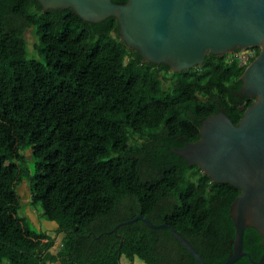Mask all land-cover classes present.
<instances>
[{"label":"trees","instance_id":"trees-1","mask_svg":"<svg viewBox=\"0 0 264 264\" xmlns=\"http://www.w3.org/2000/svg\"><path fill=\"white\" fill-rule=\"evenodd\" d=\"M30 29L41 60L29 57ZM235 54L174 73L129 49L114 17L95 24L38 0H0V264H198L166 228L136 221L113 233L139 215L179 232L207 264H224L241 191L172 149L199 141L203 121L221 112L238 125L254 103L239 94L248 66ZM29 162L30 206L63 234L55 254V239L18 216ZM244 252L264 254L254 228Z\"/></svg>","mask_w":264,"mask_h":264},{"label":"water","instance_id":"water-1","mask_svg":"<svg viewBox=\"0 0 264 264\" xmlns=\"http://www.w3.org/2000/svg\"><path fill=\"white\" fill-rule=\"evenodd\" d=\"M44 11L72 9L84 21H118L119 35L145 63L165 64L174 73L201 67L209 55L222 57L247 48L260 55L242 76V97L255 99L238 125L224 112L203 121L201 139L172 149L190 166L199 167L215 183L241 191L231 206L236 227L234 252L224 264L246 256L247 228L256 229L264 247V0H38ZM143 221L152 229H168L198 264H207L192 244L167 224L155 225L143 216L118 225ZM99 238V237H97Z\"/></svg>","mask_w":264,"mask_h":264},{"label":"rangeland","instance_id":"rangeland-1","mask_svg":"<svg viewBox=\"0 0 264 264\" xmlns=\"http://www.w3.org/2000/svg\"><path fill=\"white\" fill-rule=\"evenodd\" d=\"M26 39H27V42H28L29 57L30 58H35L37 60H41V58L38 55V53L36 54V47L39 44V38H38V35H37L35 29H30V30L27 31V33H26ZM233 54H235V57H236L239 54V51H236V52H234L232 54H229V55H233ZM29 156H30V154L28 153V157ZM27 168L29 169L30 176L27 178V181L26 182H23L18 187V192L21 195V198L23 200V202H22L23 208L18 213V216L21 219L24 227L27 230H29L30 232H32V233H36L37 232L38 233V232L41 231L40 228H42L46 232L47 228L45 227V220L43 219V216H42L43 211H42L41 206H35V207H33L34 210L37 213L35 217H36V222L38 224H36L33 221V219L27 213V206L25 204H28L27 197H28V193L30 192L29 185L31 183L32 178L35 175L34 163L33 162H29L27 164ZM54 232L55 231L48 230V233L46 232V234L50 238H54L55 237V233H56V232L55 233ZM61 242L62 241L59 240L58 243L56 244V241H55V244H54L53 248L51 249V251H53L54 254L59 250V248L61 246ZM4 264H9V263L7 261H5ZM50 264H60V263L59 262H56V263H50ZM121 264H130V261L125 260V259H122ZM134 264H145V263L143 261L139 260V259H136Z\"/></svg>","mask_w":264,"mask_h":264},{"label":"crops","instance_id":"crops-1","mask_svg":"<svg viewBox=\"0 0 264 264\" xmlns=\"http://www.w3.org/2000/svg\"><path fill=\"white\" fill-rule=\"evenodd\" d=\"M19 193V192H18ZM20 195V194H19ZM20 197H21V195H20ZM21 200H22V198H21ZM27 200H28V204H25L26 206H27V213H28V215L33 219V221L36 223V224H38L37 222H36V211L34 210V208L32 207V206H30V203H31V193L29 192L28 193V197H27ZM22 202H23V200H22ZM24 204V203H23ZM45 227L47 228V230H46V232L48 233V230H52V231H57V225L56 224H54V223H49V222H47V221H45ZM41 229V232H43V233H45L46 234V232L42 229V228H40ZM54 232V233H55ZM54 239H55V241H56V244L58 243V241L60 240V241H62V239H63V234H58L57 232L55 233V237H54ZM62 243V242H61ZM52 253H53V251H51Z\"/></svg>","mask_w":264,"mask_h":264},{"label":"built area","instance_id":"built-area-1","mask_svg":"<svg viewBox=\"0 0 264 264\" xmlns=\"http://www.w3.org/2000/svg\"><path fill=\"white\" fill-rule=\"evenodd\" d=\"M257 55L256 48H247L245 50L239 51V54L236 56L242 66H249L250 61L254 59Z\"/></svg>","mask_w":264,"mask_h":264}]
</instances>
